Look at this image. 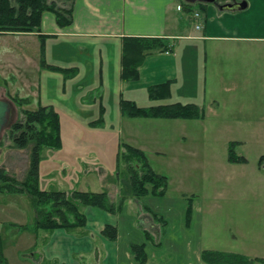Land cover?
I'll return each instance as SVG.
<instances>
[{
	"label": "crops",
	"instance_id": "crops-1",
	"mask_svg": "<svg viewBox=\"0 0 264 264\" xmlns=\"http://www.w3.org/2000/svg\"><path fill=\"white\" fill-rule=\"evenodd\" d=\"M183 1L75 0L73 22L68 26H60L55 14L47 11L40 32L0 34V37L23 38L16 50L12 47L15 42L4 47L0 44V58L21 57L20 65L14 69L20 76L24 72L31 76V81L25 78L28 87L32 86V95L27 96L37 98L38 106L53 105L60 114L89 132H96L99 127L114 129L121 133L124 142L144 151H152L151 145L161 144L166 135L164 126L168 134L169 126L179 125L177 131L186 138L185 122L199 120L206 130L205 122L209 118L224 119L216 134L229 137L227 150L230 142L235 141V153L246 158L245 162H233L227 151V170L219 177L224 181L225 190L217 194L227 204L224 226L220 225L214 210L204 207L208 197L200 186L187 190L180 187L183 194L177 197H171L168 188L163 197L148 194L143 198H129L116 213L90 207L83 232L64 228L45 230L48 232L41 235L42 247H38L41 230H33L34 234L30 233L24 250L17 251L18 255L14 252V243L5 242L10 246H4L9 264L15 263L8 251L12 256L17 255V261H21L20 252L25 251L26 264H136L130 251L132 242L146 243L150 239L159 247L171 242L178 248L179 244H174L177 236L172 232L180 233L185 249L181 264H211L202 258V251L206 249L264 260V159L260 162L264 155V0H247L244 9L234 11L221 10L209 3L204 12L187 11ZM196 12L200 13L199 17L195 16ZM126 36L164 37L172 50L149 53L139 67V78L126 80L121 76ZM24 56L28 65L24 64ZM42 59L69 70H52L42 65ZM1 61L0 77L5 78L7 74L1 69ZM166 81H171V96L152 100L148 88ZM122 98L143 106L158 102H195L205 108V117H130L122 113ZM96 117L103 120L102 126L92 124L90 120ZM63 150L69 156L61 154ZM55 152L50 155L54 165L43 176L59 185V190L109 189L107 184L103 185L109 177L104 169L99 170L98 179L90 178L92 166L95 169L99 166L83 139L65 141L63 137L62 146ZM155 152L161 151L158 148ZM41 154L42 149L40 164ZM211 165L209 161L204 167L211 168ZM43 176L40 171V185ZM108 181L114 188L113 196L107 190L109 196L112 201L118 197V201L117 179ZM202 181L208 185L217 179L211 180L206 174ZM186 182L184 179L180 185ZM145 205L158 213L159 218ZM190 205L192 209L188 213ZM208 211L211 215L214 213L213 218L206 216ZM164 216H176L181 225L175 230L169 229L164 225L170 220ZM106 224L118 228L117 239L112 240L103 233ZM147 254L146 264H149L152 254Z\"/></svg>",
	"mask_w": 264,
	"mask_h": 264
},
{
	"label": "trees",
	"instance_id": "trees-1",
	"mask_svg": "<svg viewBox=\"0 0 264 264\" xmlns=\"http://www.w3.org/2000/svg\"><path fill=\"white\" fill-rule=\"evenodd\" d=\"M75 0H0V34L40 32L43 15L50 11L55 14L60 26H68L73 22V3ZM239 7H224L221 10H240L247 5V0L235 1ZM226 3V2H225ZM187 11L198 9L205 11L209 3L183 1ZM197 7V8H196ZM43 39V34H39ZM42 48H44L42 44ZM171 51L172 46L164 37L154 36H126L123 44L122 73L126 80L139 78V67L146 56L153 51ZM43 66L52 70L67 71L55 64L41 61ZM171 81L152 85L148 88V95L152 100L166 99L171 96ZM12 100L20 107L31 103L30 96H12ZM122 113L130 117L153 118H185L202 119L205 108L195 102H158L149 105H139L136 101L122 98L120 101ZM24 119L16 121L11 127L12 147L28 148L32 145L30 166L24 179L17 178L5 167H0V193L28 195L31 205L35 209L33 223L22 224V230H55L64 228L68 231L83 232L87 223L84 207H98L111 213H116L129 198H142L148 194L163 197L167 194L169 177L155 171L146 152L129 143L123 144L119 153L117 183L120 186L118 201H112L107 190L71 191L59 189H43L40 187V153L46 146L58 149L63 144L61 119L58 110L53 105L40 104L37 109H23ZM103 121L102 119H100ZM235 141L229 145V159L233 162H245L246 158L235 153ZM264 155L260 158L263 161ZM154 217L159 214L145 205ZM190 213L192 207H188ZM103 233L110 239L118 237V228L106 224ZM145 243H133L136 264H146L148 254ZM202 258L211 264H256L264 262L259 258H250L240 253L219 250H203ZM0 264H9L4 254V240L0 235Z\"/></svg>",
	"mask_w": 264,
	"mask_h": 264
},
{
	"label": "rangeland",
	"instance_id": "rangeland-1",
	"mask_svg": "<svg viewBox=\"0 0 264 264\" xmlns=\"http://www.w3.org/2000/svg\"><path fill=\"white\" fill-rule=\"evenodd\" d=\"M186 22L188 23V21ZM6 37V35H2L0 37V44L4 47L12 45L15 42L14 46H12L14 50H16L17 46H20V43H17L22 42L23 40L21 36L17 35H9L7 38ZM29 48L31 51L33 50L32 43H29ZM1 49L2 48H0V50ZM29 53L31 55L33 54V52ZM0 60H2L1 69L7 74L5 75V78L0 77V99L9 101L11 105L8 122L0 135V167H5L11 174L16 175L17 178L24 179L27 176V161L31 160L32 145L29 148L24 149L12 147L11 145L13 140L11 138V127L16 121L23 120L25 118L23 114L24 108L32 110L38 108L37 98L33 99L32 96H30L32 98L31 103L23 107L18 106L12 100V96L15 95L22 97L32 95V86L30 85L29 88L26 83L27 81L25 80L27 77V79L31 81V76L25 74V72V75L22 73L23 76H20L14 69L15 66L20 65V56L9 55V57H6L5 59L0 58ZM24 64L28 65L27 57L25 58ZM30 69L33 71L34 68L30 67ZM222 95H224V93ZM172 100H174V98H172ZM59 115L60 119H62V138L64 137L65 141H71L72 139L79 138L83 139V143L87 147L88 153L95 155L97 158L95 160V164H97L99 168L96 167L95 169V165L92 166V170L94 171L91 173L90 178L98 179L100 176L99 170L104 169L109 176H107L108 180H113V178L115 179L118 171L119 153L122 151L123 144L125 143L122 140L123 137H121V133L116 132L114 129L106 130L99 127L102 126L103 123L99 117L90 120L93 122L92 124L98 126L99 129L96 132H89V130L86 131L85 129L78 127L74 121L68 119L66 115L60 113ZM185 123H187L186 138L182 136L181 132L177 131L179 125L174 124L176 129L168 125V128H170L168 134L165 129L166 126H164L166 134L164 135V140L161 141V144L158 145V147H156V145H151L152 151L145 152L148 155L149 161L155 171L169 177L168 187L169 195L171 197H177L178 195L183 194L179 189L180 187L187 190L189 187L199 189L198 186H200V190L204 192V194L206 193L208 197L204 207L209 211H215L218 217L217 219L221 220L220 225L223 227L225 208L227 204L224 199H218L217 194L225 190L224 181L219 177L224 176L225 171L227 170V163H225V161H227V151H229V149L227 150L228 146L226 140L229 137L223 133H216L219 128H221L219 126L224 123V119L218 120L215 118H209L205 122V124L208 125V129L206 130L204 128L205 126L201 124L199 120H190ZM74 130H76V132H74ZM158 148L161 152H155ZM55 151L56 149L46 146L42 148V162L39 170V172L41 171L42 176L46 175L44 173L48 172V170H50V168L54 165V160L50 155L52 153H56ZM61 154L67 155L69 153L67 150H63ZM72 156L76 158L75 155L72 154ZM209 161L210 163L212 162L211 168L204 167ZM29 163L30 162H28V164ZM206 174L211 177V180L217 179V181L211 183L212 185L204 184L203 181L201 182V179H203V176ZM184 179L187 181L186 184L180 185ZM42 180V186L40 185L41 188H59V185L56 186L55 182L47 176H43ZM108 180L106 179L103 185H108L109 189L105 187L106 189L104 190H109L113 196L114 194H112V189L114 188H112V185ZM49 183H51L52 186L49 185ZM92 184L93 183H91V186H93ZM70 188L72 187L70 186ZM117 198L118 197L114 200L117 201ZM90 207L91 206L84 207L83 211L88 214V209ZM209 211L208 214L206 213V216L213 218L214 213L211 215V212ZM175 212H177V209ZM35 217V209L31 205V200L28 195L0 193V235L2 234L1 236L4 240V246L6 243H14V252L17 254V251H21V249L25 247V243L28 242V236L30 233L34 234V232L33 230L24 232L21 229L22 224L13 223V221L31 224L33 223ZM164 217V219L170 220V223H167V225L165 224L164 226H167L171 230H175L178 225H181L176 216H170L168 218L166 216ZM4 229L9 230L6 232ZM47 232L48 231L41 230L38 247L43 246L41 235L43 236V234ZM172 233L177 236L174 244L177 245L178 243V248L174 247L171 242H164L163 247H159V245L155 243V240L153 241L147 239L146 243L137 241L132 242L130 244V251L135 256L132 244L145 243L146 251L152 254L149 264H173L177 262H180L178 264H181L185 257V249L181 243V239H179V236L181 235L177 232ZM205 233L208 234V230H206ZM7 244L6 246L10 247ZM150 247H152L151 250ZM8 253L11 258L13 257L15 264L27 263V258H24L26 257L24 256L25 251L20 252L19 259H21V261H17V259H15L18 254H15L16 256H12L10 251H8Z\"/></svg>",
	"mask_w": 264,
	"mask_h": 264
},
{
	"label": "water",
	"instance_id": "water-1",
	"mask_svg": "<svg viewBox=\"0 0 264 264\" xmlns=\"http://www.w3.org/2000/svg\"><path fill=\"white\" fill-rule=\"evenodd\" d=\"M187 2H196V1H201V2H205V3H212L217 5L218 7H220L221 2L224 0H185ZM236 0H233V2H226L224 3V7H235V6H242V5H236L234 2ZM246 5H243V7H245ZM10 109H11V105L9 103V101L4 100V99H0V135L4 129V127L6 126L7 122H8V117L10 114Z\"/></svg>",
	"mask_w": 264,
	"mask_h": 264
},
{
	"label": "built area",
	"instance_id": "built-area-1",
	"mask_svg": "<svg viewBox=\"0 0 264 264\" xmlns=\"http://www.w3.org/2000/svg\"><path fill=\"white\" fill-rule=\"evenodd\" d=\"M178 8H182V6L179 5ZM195 16H196V17H199V16H200V13H199V12H196V13H195ZM197 27H199V25H198Z\"/></svg>",
	"mask_w": 264,
	"mask_h": 264
}]
</instances>
